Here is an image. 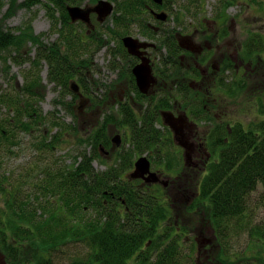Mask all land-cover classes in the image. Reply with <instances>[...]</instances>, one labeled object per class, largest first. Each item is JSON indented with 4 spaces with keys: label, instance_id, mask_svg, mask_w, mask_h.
I'll return each instance as SVG.
<instances>
[{
    "label": "trees",
    "instance_id": "16d2710c",
    "mask_svg": "<svg viewBox=\"0 0 264 264\" xmlns=\"http://www.w3.org/2000/svg\"><path fill=\"white\" fill-rule=\"evenodd\" d=\"M75 1L79 0H46L44 3L47 16L53 21L55 28L53 33H58L57 41L49 46L42 41L45 34L35 35L29 21L6 30L0 27V60L5 65L6 72L10 70L8 65L10 58H13L16 65L22 66L24 62L31 64L29 72H24L25 84L20 90L14 86L15 79L11 84L14 88L11 90L14 92L10 94L2 91L0 85V110L5 108L7 113H14L11 118L7 114H0V154L3 153V147L4 151L7 148L8 152L12 153L11 146H19V140L15 139L17 131L31 135L30 148L35 152L30 163L32 168L22 167L26 175L21 171H11L17 184L10 182L13 176L10 178L8 174L0 173V195L5 198L3 209L0 211V250L5 264H54L53 260L59 258H56V255L62 246L70 247V254L74 255L70 259L67 257L68 264H191L193 258L191 240L195 239L185 237L182 240L185 230L180 228L179 214L175 215V225L173 221H167L169 219L167 207L174 205L173 200L161 198L162 190L156 195L154 189L142 193L134 191L131 187L124 190H122L124 187H121L124 197L110 194L109 186L111 190H120L113 180L119 178V172L123 175V169L126 170L131 165L133 157L131 155L125 157L122 150V154L117 153L114 164L111 162L106 171H95L92 165L94 161L104 163L100 145H103L105 150L110 149L109 139L105 135L106 129H98L91 135H85L86 133L80 131L74 124L76 117L70 106L74 104L73 100L76 98V94L71 91L73 83L80 86L87 95L88 83L91 84L86 76L92 67L91 49H94L92 51L102 49L98 47L100 43H103L104 47L109 45L114 37L128 35L130 27L124 28L125 18L132 17V11L142 8L148 0H123L120 8L129 10L124 13H119L117 9L114 11L112 18L116 28L112 30V35L108 34L109 30L99 33L101 35L93 33L89 35L84 30L78 32L66 10V7L74 5ZM252 1L217 0L214 12L218 25L228 31L235 21L233 17L227 19L228 9L244 4L250 7ZM40 2L41 0H24L19 4L17 0H0V12L7 4L8 11L3 16L7 19L11 17L10 15H15L18 8L29 9ZM142 32L145 35H156L155 30L149 26L142 27ZM175 34H171V38H175L173 50L168 47L172 57L162 56L163 62L159 64L161 75L199 78L201 69L195 66L189 68L186 65L181 66L178 56L181 46ZM105 36L109 37V40ZM161 40L163 49L167 42L165 39ZM236 46L242 55H247L257 61L256 63L264 65L262 37L254 36L242 44L237 43ZM119 49V53H112L114 57H122L125 50H122L121 46ZM23 51L27 54L34 53V58L29 55L23 60L15 57L16 54L21 57ZM172 58L174 62L171 61ZM114 60L111 66L113 70H118V62ZM43 62L50 69L47 85L52 84L53 92L58 95L53 100L55 108L65 107V111L74 118L71 122L56 118L55 112H58L56 109L49 112L48 116H51L49 128L44 126L47 116H44L40 106L47 86L43 85L40 76ZM227 70L231 71V76L238 77L231 66L224 68L223 72ZM90 86L92 88V85ZM219 86L239 92L246 88L243 78L241 81L227 83L225 76L220 77ZM190 89L183 83L178 91L182 94ZM262 95L257 99L264 102L262 99L264 91ZM68 96L72 98L70 102ZM96 96H100L102 100L106 95L99 93ZM161 102L146 112L144 122L141 124L135 120L131 111L121 107L120 117L119 115L108 117V120L117 124L119 128H130L128 130L131 135L127 134L131 141L129 148L132 149L128 150L145 153L150 146L158 144L157 154L161 152L159 137L166 132L157 130L154 126L159 116L158 110L168 109V102L163 101V105ZM94 103L102 102L95 98ZM196 105L198 113L194 115L206 118L208 114L201 108L204 104L198 101ZM41 125L45 127L44 130ZM210 135L217 140L216 144H221L222 149L217 161L209 167L208 174L199 181V197L195 198L193 205L199 203L200 207L208 210L217 240L223 249L224 259L232 262L233 257V261H242L245 264H264V122L247 130L241 124L218 125ZM65 147H68V151L64 155L52 156L54 151ZM127 147L123 146V149ZM167 147L170 148L171 145ZM126 158L128 164L122 166ZM180 163L183 164L181 155L170 163L168 169L171 167L183 169ZM1 166L0 162V169ZM17 168L19 167L15 165V169ZM31 178L36 179L37 183L33 191L25 197L22 185L30 184ZM124 178L121 179L125 181ZM178 184H181L180 181ZM259 186L262 188L260 197L263 203L252 208L247 203L246 196L249 197L253 191L258 192ZM104 191L108 193L106 196ZM55 197H61V203L56 199V202H52ZM30 199L32 203L28 202ZM104 200L108 202L105 204ZM121 201L125 205H130L125 208L123 215L116 211L123 206ZM54 206L58 209L52 210ZM242 237L248 238L244 250L234 251L233 245L239 247ZM221 241L225 242L221 244ZM183 242L189 244L187 245L189 253L186 255L183 253L185 249ZM28 245H31L34 252V260H28L23 255V250ZM62 252L68 255L66 251Z\"/></svg>",
    "mask_w": 264,
    "mask_h": 264
},
{
    "label": "rangeland",
    "instance_id": "374dc122",
    "mask_svg": "<svg viewBox=\"0 0 264 264\" xmlns=\"http://www.w3.org/2000/svg\"><path fill=\"white\" fill-rule=\"evenodd\" d=\"M86 1V0H85ZM217 0H198L197 2L191 0H174L171 4V9H173L172 17L169 25L162 26L160 28V31L166 30L168 28H171L170 33H162L160 32V37L162 39H165L167 42L166 49L162 50L161 57L164 56L166 58L172 57V52L168 47H170L172 50L174 48L175 44V38H171V34L179 33L185 34V35H193V31L191 29V26L193 24L198 25L200 23L199 19L204 17H215L214 12V5ZM257 3H256V2ZM17 2L23 3L24 0H17ZM46 0H41L40 3L32 6L31 8H18L15 15H10L11 17L5 19L3 16L7 13V9L9 6L7 4L3 7L2 11L0 12V27L3 30H6L7 28H14L21 26L24 22L29 21L33 27V31L35 35H42L45 34V36L42 37V41L45 45L49 46L51 43L56 42L58 38V33H53L54 26L53 21L50 19L49 16H47V11L44 8V3ZM262 7V8H261ZM228 18H234V26L231 28V31H233L234 36L236 37V43L242 44L246 40L252 39L254 36L262 37L264 40V0H253L250 3V7L247 5H239L235 8H229L228 9ZM58 14V13H56ZM58 16V15H57ZM175 16H177L178 21L176 20ZM175 18V19H174ZM177 21V23H175ZM151 23L153 21L151 20ZM219 24H222V22H219ZM60 27V25H59ZM132 33H138L139 27H132L130 29ZM29 46V45H28ZM94 49H91L90 54H93L92 56V67L90 68V73L86 74V76L90 79V83H88V89L87 91V97L90 96L92 98L100 99V96H96L100 92L101 87L110 86V83L112 81H116L117 76H127L128 75V69L125 70H113L109 68V60H114L117 57L112 56L110 58L108 56L109 50L106 49H99L95 51H92ZM15 55V53H13ZM26 55H29L32 59L34 58L35 54H27L26 51L22 52V56L16 54L15 57L18 59H22L26 57ZM26 59V58H25ZM119 59V58H117ZM173 59V58H172ZM117 61V60H116ZM118 62V61H117ZM163 62V61H162ZM43 66L40 68V76L42 78V83L44 86H46L49 79V67L46 65V63H42ZM8 65L10 66V70L6 72L5 65H3L2 60H0V85L1 90L5 91L6 93L14 92L11 89H14L11 84L14 80V86L16 89L20 90L24 84H25V78H24V72H29L31 64L29 63H23L22 66L16 65L13 62V58L8 59ZM178 76H175L177 78ZM175 78L172 77L171 80H175ZM243 76L233 77V76H225V80L227 83H233L234 80L241 81ZM119 79V78H118ZM245 81L248 84V87L245 88L244 92L239 91H231L229 89L221 88L217 90L218 100L222 103L223 108L215 107L213 113H206L208 116L204 119H202V116L197 117L194 115V120L197 122L198 125H201L197 128V134L194 136L192 135L187 137L184 135V139H188L187 142L189 144H193V142H202L205 146V152L206 154H202V157L200 159L201 162H199L200 168H195V166H191L194 161L193 158H191V153L189 154L187 160L186 157L183 159V164L180 163V166L183 165V169L180 167H171V169H168L170 166V163L172 161H176L177 156L182 154V148L178 146L177 144L173 145V133L170 131L168 127L163 125L162 123H154V126L157 130L161 129L163 132H166V134L160 136L161 143L159 144L160 151L158 154L155 153V150H157V145H152L149 147V149H146L145 153H139V151H130L128 149L130 144H128L129 135L127 134L126 130L130 128L124 127L119 128L117 124H114L111 122V120H108V117L110 115H114L117 117V113L109 111L102 110L99 108L98 110H92L93 106H91L88 103L87 108H83L81 112H79L78 108H81V105L79 102L77 104H70L72 106V111L76 117V126L77 128L81 127V131L85 132V135L92 134L95 132V130L98 129H106L105 135L109 133V136L112 133H118L122 136L123 141L126 140V144L123 146H128L126 149H123L121 147L117 148L115 144L110 143L108 148H110L107 152L103 153V160L104 163H98L94 161L92 165L95 167V171L97 172H104L107 170L108 167L111 166V164H114V157L116 156V153L125 152V157L131 155L133 159L140 154H152L151 160L154 162L152 164V168L159 170L162 173L161 180L164 181V184L167 185L170 182V185L172 187H178L180 186L183 189H187L185 191L182 190L181 193H175L171 194V199L174 202V205L168 206L167 210L168 217L167 221H173L174 225L176 224V218L175 215L179 214L178 219L180 221V228H183L185 230V236H182V240L186 238L188 239H195V241L191 240V245L193 248L192 251V263L191 264H245L242 261H233L234 258L232 257L231 261L226 260L222 257L223 249L220 247V242H218L215 230L213 228V223L211 221L209 212L206 208L200 207L199 203L194 204L193 202L196 197H199V181L203 179L208 174L209 167L214 163V161H217L220 151L222 149L221 144H216V141L213 136H210V130L216 129V126L218 125H225V124H240L247 130L249 128H254L257 125H260L261 122H264V102L258 100L262 93L260 89H257L252 86L251 81H249L247 78H245ZM102 82V85L105 86H98L96 84H100ZM175 82V81H174ZM86 84V83H85ZM126 84V83H124ZM173 84V83H172ZM255 84V81H254ZM92 85V88H90ZM52 84L47 85L44 91L43 99L41 100L40 106L42 109V112L44 116H47V119L44 121V123L48 128L51 127L50 120L51 116H48L51 111L55 112V117L60 118L66 122H71L73 119V116L65 111V107L60 106L59 108H55V105L53 103V100L58 96L56 92H53L52 90ZM179 87H174L172 89V92L169 95L163 94L162 98L164 101H169L170 99H173L180 104H182L181 108L184 112L187 113L188 111H195L194 113H198V106L196 105L198 103V99L196 98L197 92H194L192 88L186 92H182V94L178 91ZM125 90L124 85H119L116 88L111 90V96H112V102H115L117 100L122 99L121 96L122 92ZM71 91L73 93H76L77 91H74L71 87ZM184 91V90H183ZM103 92V91H102ZM102 94V93H101ZM90 95V96H89ZM23 96V95H21ZM20 96V97H21ZM68 102L71 101V97L68 96ZM107 99V98H106ZM116 99V100H115ZM210 100H214V94L212 93L209 97ZM264 100V98H262ZM158 102V101H157ZM263 102V103H262ZM201 108H203V105H201ZM4 113L7 114L9 118L14 114L7 113V110L5 108H2L0 110V114ZM137 115H141L140 111L136 112ZM4 116V115H2ZM189 116V115H188ZM219 117V118H218ZM61 121V120H60ZM108 122L106 126H104V123ZM186 124V123H185ZM97 125L96 128L94 126ZM43 125H41L42 130H44ZM117 126L118 128H116ZM121 127V125H120ZM150 127V125H149ZM207 130H209L207 132ZM116 133V134H117ZM31 135L24 134L20 131H17L15 139L19 140V146H11L10 149L13 150L12 153H9L7 148L6 151H4V147L2 148V154H0V162L2 163L0 173L4 175H9L10 178L13 176V170L21 171L23 172V166L28 168L31 165L30 163L33 160V156H35L34 149L30 148V143L32 141ZM194 136V137H193ZM192 137V138H191ZM186 141V140H185ZM219 142V141H218ZM171 145V147H167V145ZM68 151V147H65L63 149H59L54 151V154L52 156H61L64 155ZM158 151V150H157ZM190 149L188 147V144H186V153H189ZM15 153L16 155H14ZM90 153V152H89ZM122 154V153H121ZM136 154H138L136 156ZM178 154V155H177ZM148 156V155H147ZM183 158V155H182ZM180 159V158H179ZM198 159V158H197ZM70 161V160H69ZM112 161V163H111ZM151 161V163H153ZM163 161V164L161 162ZM185 161L187 162L185 166ZM128 164V160L126 158V161L122 163V166H126ZM157 164V165H156ZM16 167H19L15 169ZM160 167H159V166ZM119 165H114V167ZM123 168V167H122ZM125 169V168H124ZM123 169V175L119 172V178L113 180V183L118 186L120 190L115 191L111 190L110 186L108 187V191L110 194L117 195L124 197L125 194L121 192L125 188L134 187L142 183L141 178H135L133 177V161H131V165L124 170ZM181 169V171H179ZM163 171L165 173H163ZM179 171V172H178ZM24 173V172H23ZM135 173V172H134ZM24 175H26L24 173ZM29 176V175H28ZM125 177V181H123L121 178ZM32 181L28 185H22L23 189V195L26 197L31 191H33V188L35 187V184L37 183L36 179L31 178ZM143 179V178H142ZM160 179V177H159ZM180 181L181 184H178ZM10 182H13L14 184H17V181L15 180V177L11 178ZM33 182V183H32ZM158 183V182H156ZM174 185V186H173ZM18 186V185H13ZM114 186V185H113ZM155 189V188H154ZM261 192L262 188L260 186L258 187V192L253 191L251 195L248 197L246 196L247 203L252 207L261 206L263 203V200L261 199ZM124 194V195H123ZM60 196V195H59ZM4 197L0 195V211L3 209L4 206ZM58 201L61 203V197H55L52 199V202ZM31 202V199L28 201ZM57 202V203H58ZM122 202V201H121ZM32 203V202H31ZM123 203V202H122ZM131 204V203H130ZM130 205H125L123 203V206H121V210H125L126 207ZM52 210H57L58 207L54 206L51 208ZM172 209V210H171ZM59 212V211H58ZM59 215V213H58ZM60 216V215H59ZM177 227V226H176ZM169 230V229H167ZM228 234V232H226ZM245 235V234H244ZM243 236V235H242ZM234 236H232L233 238ZM248 239V238H247ZM247 239H240V246L238 247L236 244L233 245L234 251H243L244 247L246 245L245 242H247ZM234 241V238H233ZM190 242V241H188ZM225 241H221V244H223ZM73 245V243H70ZM187 245H189L186 242H183V247L185 248L183 253L186 255L189 253V249L187 248ZM70 247L62 246L57 251L56 258L53 262L54 264H68V258L73 257L74 255L70 254L69 251ZM66 251L68 254L67 256L62 252ZM23 255L28 260H34V252L32 250L31 245H28L23 250ZM226 261V262H225ZM5 260L3 257V254L0 250V264H5Z\"/></svg>",
    "mask_w": 264,
    "mask_h": 264
},
{
    "label": "flooded vegetation",
    "instance_id": "af4514ba",
    "mask_svg": "<svg viewBox=\"0 0 264 264\" xmlns=\"http://www.w3.org/2000/svg\"><path fill=\"white\" fill-rule=\"evenodd\" d=\"M118 1H120L119 4ZM122 1L123 0H79L78 2L75 1L76 3L73 2L74 5H68L66 10L69 12L68 16L71 20V23L76 28H78V32L84 30L87 32V34L92 35V33L99 34L103 31L109 30L108 34L110 35L111 33L112 35V30L116 28L112 18L114 11L117 9L119 10V13H124L129 10L128 8H120ZM173 1L174 0H161V3H158L155 0H148V2H146L142 8L132 11V17L125 18L124 28L130 27L129 31H127L129 32L128 35L120 38L114 37L115 39H113L109 45L104 47L103 43L99 44L98 47L109 50L108 56L110 58L113 56L112 53H119L120 46L122 50H125V52L122 54V57L119 59L115 58L114 61H118L119 70H125L127 68L128 75L117 76L116 81H112L110 83L111 87L102 85V82L100 84H96L97 89L98 86H105L100 88L99 93H102V95L106 96L102 98V100L99 99V102H102L99 104H95V98H88L82 88L78 86L79 88L77 92L74 93L76 94V98L73 101L75 104L79 102L81 105V108H78V110L80 109L79 112H81L84 107L87 108L89 103L91 106H93L92 110H98L101 108L102 110L109 111V113H117L120 117L119 113L121 111V107L124 110L131 111L135 117V120L141 124L144 122V115L148 110L153 109L155 105L161 101V104L163 105V94L169 95L172 92L173 86L179 87L183 83H186L190 88H192L194 92H197L198 96L196 98L204 104L203 108L205 109L206 113H213L215 107L223 108L222 103L218 100L219 96L217 95V90L221 89V86H219L220 77L223 78V76L232 75L230 70H227L225 73L223 72L224 68L227 66H231L236 71V76H240L242 72L244 80L247 78L249 81H251L253 87L260 89L261 93L264 91V65L260 64L259 62L256 63L257 61L254 59H250L247 55H242L240 53L238 47L236 46V37L234 36L233 31H231V28H233L235 24H233V26L228 31L223 30L222 26L218 25V19L215 17L202 16L198 22L202 23L198 25L193 24V26H191V29L194 33L191 36L185 35L183 33L180 34V32L175 34V37L177 41L179 39L181 46V52L178 53L181 66L186 65L188 68L195 66L198 69H201V76H199V78H194L193 76H180V78H175V76H162L159 64L163 60L161 57V54L163 53L162 50L165 49L167 51V49L166 47L161 49L162 40L160 37V32L170 33V29L168 28L166 30L167 32H165L164 30L160 31V28L165 26V24L169 25L171 21L173 12V9H171V4ZM72 9H78L84 15V17L73 21V17L70 15V11ZM175 18L177 19V16H175ZM151 20L153 23H151ZM134 26L139 27L138 33H132L130 31V29ZM144 26H149L150 28L154 29L156 35L143 34L142 27ZM105 37L107 40H109V37ZM126 37H130L134 41L135 49L137 48V54H134V49L132 46H125L124 38ZM129 48L132 50V52ZM171 61L174 62V59ZM145 62H148L151 68L152 76H142L145 79V82L141 84L139 83L138 77L135 76L134 70ZM111 64H113V60H109V68L113 69ZM172 77L175 78V80H171ZM119 85L125 86V90L121 94L123 98H120V101L117 100L112 102L111 90ZM245 87H248L246 81ZM212 93L214 94V100L209 99ZM167 105L168 109L158 110L159 116L156 123H162L173 133L171 127L166 123V114H171L174 118L180 117L184 119V122L186 123L184 125V135L190 138L193 133L195 136L197 134V128L201 125H198L194 120V111H188V116L187 113L182 110V104L173 101V99L169 100ZM137 111H140L143 114L137 115ZM75 121L76 119H74V124L76 125ZM147 124H149V122ZM106 125L107 124L104 123V126ZM96 127L97 125L94 126V128ZM115 127L118 128L117 126ZM78 129L81 131V127ZM126 131L129 135H131V132L128 129ZM208 131L209 130H207V132ZM116 133H112L110 136L108 133L106 138L109 139V143L115 144L117 148H123V145L126 144V140L123 141L122 136ZM211 133L212 130H210V134ZM188 139H185V142L182 141L183 143L188 144L190 149V152L186 153V147L182 145V142L179 143L176 140L175 134L173 133V145L177 144L182 148L183 152L180 155H183V159L186 157L187 160L189 154L191 153V158L196 161L193 162L191 166L200 168L199 162H201L200 159L202 154H206L205 146L202 142H193V144H189V142H187ZM128 144L131 145L130 138L128 140ZM103 147V145H100L102 154L105 152L108 154V151ZM155 153L157 154V150H155ZM147 155L140 154L133 159L134 172L137 168V162L142 158H145L149 161V172L143 174L144 177H142L143 179L141 178L142 183L134 187L132 186L131 188L134 191L137 190L138 192L141 191L142 193H146L155 188L154 190L156 195H158L157 193L162 190L161 198L170 199L171 201L172 199L170 195L173 194V192L182 194V188L180 186L175 187L173 185L174 187L172 188L170 187V182L167 185L164 184V181L161 180L162 173L159 170L156 171V169L152 168V164H154V162L151 160V157L153 155ZM116 157L117 153L114 159ZM151 161L153 163H151ZM186 163L187 162L185 161V166L188 167ZM153 173L160 177V181L158 183L147 181L150 178V175ZM163 173L165 172L163 171ZM103 193L104 196L108 194L105 191ZM107 202L108 200H104L105 204ZM167 203L169 205V202ZM116 211L122 215L125 213V210L123 211L120 208L116 209ZM134 219L137 220L136 218Z\"/></svg>",
    "mask_w": 264,
    "mask_h": 264
},
{
    "label": "water",
    "instance_id": "95a60500",
    "mask_svg": "<svg viewBox=\"0 0 264 264\" xmlns=\"http://www.w3.org/2000/svg\"><path fill=\"white\" fill-rule=\"evenodd\" d=\"M158 3H161V0H155ZM110 11V10H108ZM70 15L73 17V21L76 19H80L83 18L84 15L78 10V9H72L70 11ZM124 42H125V46H132L134 49V54H137V48L135 49V43L134 41L130 38V37H126L124 38ZM130 49V48H129ZM130 51L132 52V50L130 49ZM134 74L135 76L138 77L139 83L143 84L145 82V79L142 76H152L151 75V68L148 64V62L142 63L141 65H139L137 68H135L134 70ZM72 88L74 91L78 90V86L77 84H73ZM167 117V124L171 127L173 133L175 134V138L176 140L180 143L182 141L185 142L184 139V119L183 118H174L171 114H166ZM183 143V142H182ZM183 146L186 147V144L183 143ZM149 161L145 158L140 159L137 162V168L135 173H133V177L135 178H139V177H144L143 174L148 173L149 172ZM147 180V179H146ZM149 182L152 183H156L159 182V176H157L155 173L150 175V178L147 180Z\"/></svg>",
    "mask_w": 264,
    "mask_h": 264
}]
</instances>
